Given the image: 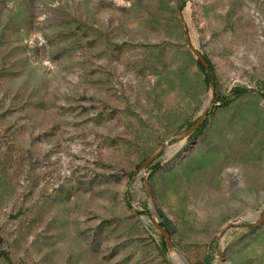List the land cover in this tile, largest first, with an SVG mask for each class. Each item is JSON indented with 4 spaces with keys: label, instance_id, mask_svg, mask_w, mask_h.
I'll return each mask as SVG.
<instances>
[{
    "label": "rangeland",
    "instance_id": "obj_1",
    "mask_svg": "<svg viewBox=\"0 0 264 264\" xmlns=\"http://www.w3.org/2000/svg\"><path fill=\"white\" fill-rule=\"evenodd\" d=\"M263 212L264 0H0V264H264Z\"/></svg>",
    "mask_w": 264,
    "mask_h": 264
},
{
    "label": "water",
    "instance_id": "obj_2",
    "mask_svg": "<svg viewBox=\"0 0 264 264\" xmlns=\"http://www.w3.org/2000/svg\"><path fill=\"white\" fill-rule=\"evenodd\" d=\"M192 51L197 55V57L199 58V60L201 61V63L205 66L208 65V62L206 61L205 57L194 47L191 46ZM212 104H208L207 107L203 110L201 116L198 118V120L196 121L195 124H193L191 127H189L184 133L180 134L177 136L178 139H184V138H188L190 135H192L195 131H197L198 129H200L203 124L205 123L209 111L211 109ZM168 146H164L162 147L158 152H156L154 155H152L150 158H148L139 168L140 171H142L143 173H146V170L152 165L154 164V162L161 156V154L163 153V151L167 148ZM147 187H148V193H149V201H150V205H151V212H152V219L155 222L157 228L161 231V233L164 236V239L168 245V247H173V243L170 237V233L169 231L157 220L155 214H154V210H153V200H152V189L150 184L147 182ZM264 222V212L262 213L259 221L254 224V226H258L261 225ZM232 224H230L231 226Z\"/></svg>",
    "mask_w": 264,
    "mask_h": 264
},
{
    "label": "trees",
    "instance_id": "obj_3",
    "mask_svg": "<svg viewBox=\"0 0 264 264\" xmlns=\"http://www.w3.org/2000/svg\"><path fill=\"white\" fill-rule=\"evenodd\" d=\"M243 92H244V90L237 89V90L235 91V94L238 95V94H241V93H243Z\"/></svg>",
    "mask_w": 264,
    "mask_h": 264
}]
</instances>
